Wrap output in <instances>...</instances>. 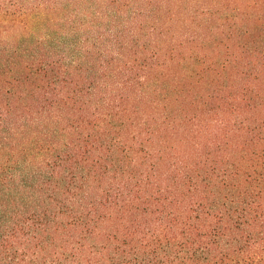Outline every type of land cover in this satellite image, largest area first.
Segmentation results:
<instances>
[{
  "label": "trees",
  "instance_id": "1",
  "mask_svg": "<svg viewBox=\"0 0 264 264\" xmlns=\"http://www.w3.org/2000/svg\"><path fill=\"white\" fill-rule=\"evenodd\" d=\"M0 264H264V0H0Z\"/></svg>",
  "mask_w": 264,
  "mask_h": 264
}]
</instances>
